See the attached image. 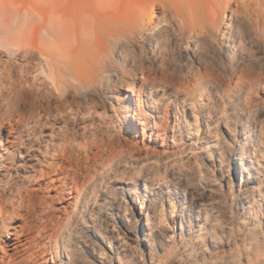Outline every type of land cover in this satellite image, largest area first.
Wrapping results in <instances>:
<instances>
[{
	"label": "bare ground",
	"instance_id": "obj_1",
	"mask_svg": "<svg viewBox=\"0 0 264 264\" xmlns=\"http://www.w3.org/2000/svg\"><path fill=\"white\" fill-rule=\"evenodd\" d=\"M222 1L0 0V264H33L46 253L35 251L39 239L56 244L54 194H89L104 146L139 159L131 134H164L173 104L190 110L192 84L214 93L237 84L234 101L250 107L264 73V5L244 0L253 23L234 14L223 25ZM219 158L214 150L204 166L218 168ZM199 183L195 200L219 208ZM161 202L105 214L117 264H155L170 247ZM61 256L64 264H116L95 230Z\"/></svg>",
	"mask_w": 264,
	"mask_h": 264
},
{
	"label": "rangeland",
	"instance_id": "obj_2",
	"mask_svg": "<svg viewBox=\"0 0 264 264\" xmlns=\"http://www.w3.org/2000/svg\"><path fill=\"white\" fill-rule=\"evenodd\" d=\"M6 1L26 6L32 0ZM243 1L221 2L223 25L234 14L253 23L255 17L245 12ZM251 1L255 8L264 5V0ZM259 75L255 98L246 109L234 101L240 92L237 84L220 93L199 82L192 84L190 110L173 104L162 137L141 130L138 137L131 134L140 149V162L126 148L113 147L111 154L110 144L102 147V156L95 162L97 174L90 176L94 186L89 194L69 195L64 189L54 194L56 244L39 239L35 251L44 248L46 253L33 264H64L61 254H68L89 230L108 243L113 260L120 263L122 256L114 248L105 214L126 208L138 211L153 197L162 199L159 224L172 239L155 264H264V73ZM160 120L153 118L151 124L158 127ZM214 150L220 153V166L207 170L205 159ZM228 152H233L231 162ZM143 158L154 159L155 164L142 166ZM198 183L204 194L218 198L219 208L195 200Z\"/></svg>",
	"mask_w": 264,
	"mask_h": 264
}]
</instances>
